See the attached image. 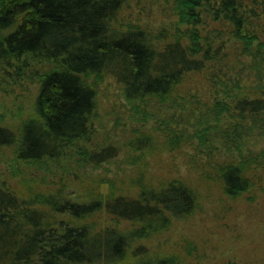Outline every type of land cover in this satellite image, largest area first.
Wrapping results in <instances>:
<instances>
[{
  "label": "trees",
  "instance_id": "16d2710c",
  "mask_svg": "<svg viewBox=\"0 0 264 264\" xmlns=\"http://www.w3.org/2000/svg\"><path fill=\"white\" fill-rule=\"evenodd\" d=\"M132 3L159 7V25L125 18ZM25 78L37 86L33 112L17 131L0 116V155L11 150L0 177V264H127L130 253L147 254L131 245L199 207L185 177L146 180L158 148L181 154L187 173L218 182L232 199L257 185L264 0H0V81ZM107 80L125 101L118 121L145 127L122 145L95 140L98 91ZM124 151L143 168L129 194L114 180L78 202L66 196L69 182L54 189L47 175L32 173L60 170L66 158L101 166ZM98 215L112 225L92 223ZM185 248L187 255L195 249ZM180 262L170 254L138 264Z\"/></svg>",
  "mask_w": 264,
  "mask_h": 264
},
{
  "label": "rangeland",
  "instance_id": "374dc122",
  "mask_svg": "<svg viewBox=\"0 0 264 264\" xmlns=\"http://www.w3.org/2000/svg\"><path fill=\"white\" fill-rule=\"evenodd\" d=\"M123 16L136 22L158 26L162 14L159 7L134 4L133 9H128ZM36 91L37 86L26 78L17 82L8 79L6 83L0 81L2 123L17 131L33 112ZM124 106L125 101L113 80L104 81L98 91V134L95 140H100L103 144L115 141L122 145L133 134H137V129L145 130V127H132L128 117L118 121V109L121 110ZM141 124L139 125L142 126ZM149 127L148 124L147 130ZM184 152L191 153L189 150ZM10 156L9 149H4L0 155V177L9 163ZM129 157L130 152L124 151L110 163L94 167L78 166L76 160L72 164L70 159L66 158L63 159L64 164L60 165V170L51 166L53 173L40 168H33L32 173H39V177L47 175L48 186L54 189L69 182L71 187L66 188V196L78 202H85L89 199L88 195L92 194L93 187L98 188L100 192H107L110 182L114 180L118 182L117 187L121 188L123 194H129L133 187L132 179L143 170L140 165L131 166ZM184 160L181 154L176 157L170 153L162 154L158 148L150 159H147L148 169L144 173L148 181L151 177L158 181L166 180L167 177H185L198 193L197 212L189 218L174 220L172 227L160 235L134 242L131 245L134 251L141 244L148 252L143 256L130 253L126 263L138 264L148 257L177 254L181 256V264H264V162L263 167L254 175L257 185L244 195L232 199L223 192L218 182L206 180L197 174V171L187 173ZM91 222L101 223V226L112 225V222H106L103 215L95 216ZM187 244L195 248L192 249L194 252L191 255L185 254V250H188L185 248Z\"/></svg>",
  "mask_w": 264,
  "mask_h": 264
}]
</instances>
